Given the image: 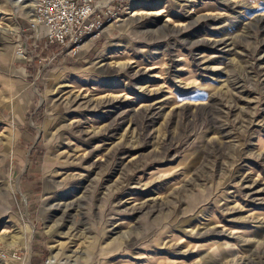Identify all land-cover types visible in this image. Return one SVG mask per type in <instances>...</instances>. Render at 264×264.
Here are the masks:
<instances>
[{
	"label": "rangeland",
	"instance_id": "1",
	"mask_svg": "<svg viewBox=\"0 0 264 264\" xmlns=\"http://www.w3.org/2000/svg\"><path fill=\"white\" fill-rule=\"evenodd\" d=\"M29 3L0 0V264H264V0H112L64 43Z\"/></svg>",
	"mask_w": 264,
	"mask_h": 264
},
{
	"label": "built area",
	"instance_id": "2",
	"mask_svg": "<svg viewBox=\"0 0 264 264\" xmlns=\"http://www.w3.org/2000/svg\"><path fill=\"white\" fill-rule=\"evenodd\" d=\"M33 1L32 25L43 26L44 36L60 43L78 38L84 29L92 28L101 15L113 12L112 0H107L106 4L104 0Z\"/></svg>",
	"mask_w": 264,
	"mask_h": 264
},
{
	"label": "bare ground",
	"instance_id": "3",
	"mask_svg": "<svg viewBox=\"0 0 264 264\" xmlns=\"http://www.w3.org/2000/svg\"><path fill=\"white\" fill-rule=\"evenodd\" d=\"M27 6V8H26V11H27V15L28 16H30V15H32L33 14V6H32V4L31 3H29V4H26L25 5V7ZM31 6H32V9H31ZM138 10V9H137ZM140 10V9H139ZM141 11V10H140ZM156 12V11H155ZM136 13H138V12H135L134 14H136ZM152 13H154V12H152ZM157 14V13H156ZM224 43V42H223ZM220 44H222V42H220V41H214V43H213V46H219ZM212 46V47H213ZM148 112V111H147ZM149 115V114H148Z\"/></svg>",
	"mask_w": 264,
	"mask_h": 264
}]
</instances>
